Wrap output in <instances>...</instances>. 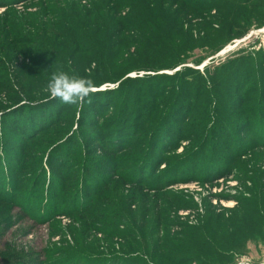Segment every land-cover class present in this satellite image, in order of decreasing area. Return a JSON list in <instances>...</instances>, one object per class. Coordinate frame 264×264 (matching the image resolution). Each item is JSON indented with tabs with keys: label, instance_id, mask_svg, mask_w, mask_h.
Returning a JSON list of instances; mask_svg holds the SVG:
<instances>
[{
	"label": "rangeland",
	"instance_id": "obj_1",
	"mask_svg": "<svg viewBox=\"0 0 264 264\" xmlns=\"http://www.w3.org/2000/svg\"><path fill=\"white\" fill-rule=\"evenodd\" d=\"M230 1L0 0V264H264V0ZM68 23L82 106L16 59L64 56Z\"/></svg>",
	"mask_w": 264,
	"mask_h": 264
},
{
	"label": "trees",
	"instance_id": "obj_2",
	"mask_svg": "<svg viewBox=\"0 0 264 264\" xmlns=\"http://www.w3.org/2000/svg\"><path fill=\"white\" fill-rule=\"evenodd\" d=\"M181 2H182V5L179 7V9H181L182 7L185 6L189 9H191L190 10L191 13H193L195 16H197L198 18H201V19H204L203 18L204 15L207 14V13H205L206 11H210L213 8L212 5H210L207 2L200 3V2H196V0H194V1H192V0H181ZM215 2L218 3L217 4L218 9H220V8L224 9L220 14H221V17L226 20V17H228V6L232 5L231 1L230 0H227V1L215 0ZM107 5H108V3H107ZM162 10H163V12H165V14L167 16H169V11H166L164 9H162ZM160 11H161V8H160ZM234 12H236V10H234ZM206 16H208V15H206ZM231 22H232V20H231ZM231 22L229 24V28H234V23H231ZM209 25H211V23H209ZM67 27L69 28V31H64V29H61V28L57 29V37L59 39H61V42H62V40L64 41V44L62 42V44L64 45V51H66V52H64V56H63V54H61L59 56L56 55V56L48 57V59H47V57H45V56L34 55L33 54L34 50H31V49H24L23 48V50H21V51L18 49L17 50L15 49V51H17L16 54L18 56V58H16L17 62H18V60L25 59V58H29L31 61H33L35 63H46L47 62L50 65H52L53 67H51L52 70L49 72L44 71V73L46 75H48L50 73H54L55 72L54 70H56L57 68H62L61 71H64V70L70 71V68H72V67L75 70H78L80 68L81 69L85 68L86 64L92 62V60H95L92 57L88 56V54L93 52L94 50H92L91 47H88V46L85 47V45H83V41L86 39V37L82 34L83 33L82 31H79L78 36L76 35L77 37L72 36L78 30L77 25H73L72 23H68L64 28H67ZM205 29H208V23L207 22L205 23ZM69 32H70V34H68ZM113 34H111V37H113ZM69 36L72 37L73 39L69 40L68 39ZM33 41L34 40H32V38L28 37V36H26V37L25 36L24 37L23 36L15 37V42H17L18 44H21V43L22 44H24V43L33 44ZM109 43H110V45H109L107 51H109L110 46H113L112 42H109ZM116 45H117V43H116ZM77 56H82V58H83L82 64H80L78 61H74L72 63L73 66H71V67L67 66V62L69 60L76 58ZM98 63L101 65V67L108 69L107 65L104 66L101 63V61ZM174 65H177V62H173L172 66H174ZM125 72H128V70H126ZM125 72L120 73V75L122 76ZM34 73H40V72L38 70H34ZM173 75H171V76H173ZM137 77H140V76H137ZM117 78H118L117 74H113L111 77H108L107 80L112 82V81H117ZM99 84H101V83H97V85H99ZM23 88L24 87H22V89ZM24 135H26V137H28V136L30 137L31 134L29 133L27 136V134L25 132ZM117 136H118L117 139H119L122 142V139L119 137V133H117ZM31 137H34V136L31 135ZM117 144H119V143H117ZM117 144H115V145L117 146ZM115 145H114V143L110 142V144L108 146L110 149L108 148L109 151H107V152H110L113 150H114L113 152H115ZM155 161H158V159H156ZM4 182L7 184H10L9 182H12V181L10 180V178L8 176L6 179H4ZM117 235L119 236V234H117ZM122 258L120 256L117 257V263L118 264H121L119 262L122 260ZM167 261H169L168 264H175V262H173L172 259L167 260ZM31 264H38V263L34 261Z\"/></svg>",
	"mask_w": 264,
	"mask_h": 264
},
{
	"label": "clouds",
	"instance_id": "obj_3",
	"mask_svg": "<svg viewBox=\"0 0 264 264\" xmlns=\"http://www.w3.org/2000/svg\"><path fill=\"white\" fill-rule=\"evenodd\" d=\"M96 85L91 78L69 74L64 71L52 73L45 91L50 99H59L66 105L82 106L87 99L91 103V95Z\"/></svg>",
	"mask_w": 264,
	"mask_h": 264
},
{
	"label": "bare ground",
	"instance_id": "obj_4",
	"mask_svg": "<svg viewBox=\"0 0 264 264\" xmlns=\"http://www.w3.org/2000/svg\"><path fill=\"white\" fill-rule=\"evenodd\" d=\"M226 50L229 51L230 49L229 48H226ZM226 205L229 206V207L235 206L234 203H232V202H230V203H228Z\"/></svg>",
	"mask_w": 264,
	"mask_h": 264
}]
</instances>
